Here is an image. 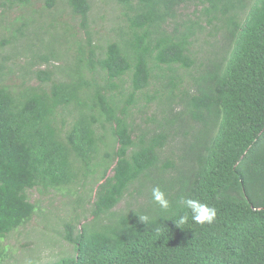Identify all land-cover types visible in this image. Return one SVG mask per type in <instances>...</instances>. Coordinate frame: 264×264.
<instances>
[{
	"label": "trees",
	"instance_id": "1",
	"mask_svg": "<svg viewBox=\"0 0 264 264\" xmlns=\"http://www.w3.org/2000/svg\"><path fill=\"white\" fill-rule=\"evenodd\" d=\"M103 1L119 14L100 41L94 0H0L18 11L0 40V239L33 216L30 190L81 186V205L96 185L91 218L64 223L73 254L44 264H264V0ZM3 47L27 58L18 83ZM180 197L215 220L176 226Z\"/></svg>",
	"mask_w": 264,
	"mask_h": 264
},
{
	"label": "rangeland",
	"instance_id": "2",
	"mask_svg": "<svg viewBox=\"0 0 264 264\" xmlns=\"http://www.w3.org/2000/svg\"><path fill=\"white\" fill-rule=\"evenodd\" d=\"M40 4L42 2H39L38 6ZM61 6L63 8L61 7L59 18L67 20L69 24L75 27V30H79V25L76 20L71 19L66 4ZM195 9L193 4H189L180 9L179 12L181 17L186 18V15L192 16ZM118 14L119 8L115 3L94 0L90 12L89 29L95 40L104 41L103 39L107 35L113 34V27L118 20ZM17 15L16 9L7 11L5 14H2L0 9V40L10 35L11 23ZM83 32L81 30V33ZM199 48L200 46H197V49ZM201 48H206V45L203 43ZM13 52L15 50L10 51L7 47L2 48L1 54L8 56L5 65L11 66L13 69V73L9 78H5V81L18 83L20 81V67L27 58L22 53L15 55ZM200 54L201 52L198 50L197 55ZM31 68L32 70L44 69L45 64L33 65ZM29 78L33 83L38 82L34 74L29 75ZM95 189L96 185H93V190H88V194L86 193L85 200L81 205L76 204V199L84 193V188L81 186L50 189L44 195H40L37 190H30L28 194L36 204V211L28 222L0 239V264H44L61 256L73 254V245L63 237L64 223L75 212L80 213L81 222L91 218L90 210L94 201ZM129 194L132 195V193ZM130 200L131 198L127 193L117 204L115 210L124 209Z\"/></svg>",
	"mask_w": 264,
	"mask_h": 264
},
{
	"label": "clouds",
	"instance_id": "3",
	"mask_svg": "<svg viewBox=\"0 0 264 264\" xmlns=\"http://www.w3.org/2000/svg\"><path fill=\"white\" fill-rule=\"evenodd\" d=\"M151 198L162 211L168 212L171 209L172 202L159 186L152 188ZM179 204L187 211L179 216L178 220L175 222L176 226L185 224L188 221L189 214H191V219L196 224H211L216 218L217 209L197 199L180 197ZM138 217L144 225L152 222V218L148 215H139Z\"/></svg>",
	"mask_w": 264,
	"mask_h": 264
}]
</instances>
